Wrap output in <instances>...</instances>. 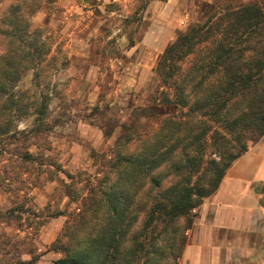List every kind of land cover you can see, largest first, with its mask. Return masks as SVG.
I'll return each instance as SVG.
<instances>
[{
    "label": "trees",
    "instance_id": "1",
    "mask_svg": "<svg viewBox=\"0 0 264 264\" xmlns=\"http://www.w3.org/2000/svg\"><path fill=\"white\" fill-rule=\"evenodd\" d=\"M23 21L14 5L0 18V122L6 124L10 112L23 105L12 94L15 84L41 63L42 52L30 42L34 32ZM154 71L158 97L133 109L130 124L119 125L109 154L96 156L99 173L80 187L78 176L58 166L51 170L53 163L30 151L42 132L44 100L36 107L32 127L19 132L22 138L0 123V138L21 141L20 151L9 152L8 158L0 148V186L9 188L7 179L22 181V176V182H33L35 172L50 181L60 172L70 182H61L65 197L78 202L70 213L47 215L67 217L50 246L62 255L53 264H178L195 208L247 150L246 139L250 136L253 143L264 134V17L259 5L211 15L177 33ZM140 120L153 124L147 128ZM209 150L218 152L219 159L207 155ZM23 206L0 213V223L17 219L14 214ZM11 246V255L0 251V264H36L35 258L23 259L15 243Z\"/></svg>",
    "mask_w": 264,
    "mask_h": 264
},
{
    "label": "rangeland",
    "instance_id": "2",
    "mask_svg": "<svg viewBox=\"0 0 264 264\" xmlns=\"http://www.w3.org/2000/svg\"><path fill=\"white\" fill-rule=\"evenodd\" d=\"M163 2L0 0V18L10 6H18L23 22L34 32L30 42L42 52L38 68L26 71L15 84L12 94L22 98L23 105L18 112H10L9 124L0 122L2 129L16 130L17 138H22L19 132L32 127L36 107L40 99L44 100L42 132L33 140L30 151L53 163L51 170L58 166L78 176L77 187L96 176L99 173L96 156L109 154L120 135L119 125L130 124L133 109L149 106L151 96L158 97L159 80L154 69L159 54L147 59L141 42L153 22V12ZM151 3L154 6L149 10ZM249 4L259 5L264 17V0H215L212 6L203 3L200 7L203 15L184 20L173 40L177 33L204 23L211 15ZM239 107L235 105L233 110L238 111ZM140 123L148 128L153 120ZM104 131H109L110 136L105 138ZM246 142L251 144L250 136ZM20 144L21 141L0 138V148L8 152L6 158L10 157L9 152L17 154ZM214 152L209 150L207 155L218 160V152ZM15 158L12 156V160ZM46 178V174L35 172L31 175L33 182H22L25 180L22 176V181L7 179L9 188L0 186V213L15 204L24 205L21 213L15 212L17 219L0 223V251L11 255L14 250L11 244L15 243L23 259L35 258L37 264H53L62 256L50 246L67 217L47 215L59 210L70 213L78 204L65 197L61 182H70L63 174L59 172L50 181Z\"/></svg>",
    "mask_w": 264,
    "mask_h": 264
},
{
    "label": "crops",
    "instance_id": "3",
    "mask_svg": "<svg viewBox=\"0 0 264 264\" xmlns=\"http://www.w3.org/2000/svg\"><path fill=\"white\" fill-rule=\"evenodd\" d=\"M203 3L215 0H165L141 42L147 59L163 52L184 20L203 15ZM194 213L178 264H264V134L231 162Z\"/></svg>",
    "mask_w": 264,
    "mask_h": 264
}]
</instances>
